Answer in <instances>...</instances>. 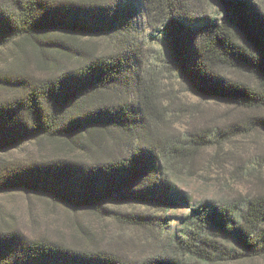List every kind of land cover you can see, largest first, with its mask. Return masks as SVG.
I'll list each match as a JSON object with an SVG mask.
<instances>
[{
	"label": "trees",
	"instance_id": "16d2710c",
	"mask_svg": "<svg viewBox=\"0 0 264 264\" xmlns=\"http://www.w3.org/2000/svg\"><path fill=\"white\" fill-rule=\"evenodd\" d=\"M212 3L227 19L209 13ZM139 7L192 95L249 111L248 123L264 131V9L255 0H0V264L264 260V192L204 200L179 232L163 234L157 213L186 201L166 175L212 145L220 150L227 132L188 143L165 136L152 71L128 46ZM81 37L115 49L98 53ZM229 131L245 133L238 123ZM16 193L145 233L140 254L28 233L5 209ZM127 205L146 210L119 209Z\"/></svg>",
	"mask_w": 264,
	"mask_h": 264
},
{
	"label": "rangeland",
	"instance_id": "374dc122",
	"mask_svg": "<svg viewBox=\"0 0 264 264\" xmlns=\"http://www.w3.org/2000/svg\"><path fill=\"white\" fill-rule=\"evenodd\" d=\"M255 2L264 9V0ZM209 13L219 21L228 16L222 4L212 3ZM159 34L161 33L153 31L148 25L144 10L139 7L138 29L135 38H132V44L129 43L128 46L133 48L141 64H146L152 71L157 104L164 113L162 117L166 115L163 130L165 136L175 143H188L196 139V135L208 136L214 141L213 137L218 138L216 132L221 129L227 132V135L217 141L220 150H217L218 146L212 145L182 163L183 166L174 165L166 175L182 194L179 196L186 199V203L179 200L178 205L164 214L157 213L165 218L163 234L170 235L179 232L183 218L191 213V208L204 200L222 201L239 193L251 196L264 192V131L253 128L248 123V115L251 114L249 111L205 102L192 95L172 71L166 40L160 38ZM81 38L86 43L93 44L98 53L108 54L115 49L116 44L108 39ZM2 61L0 60V64ZM129 82L133 83L132 80ZM127 91L134 96V89L129 88ZM260 114L264 115V112ZM234 123L245 129L244 135L235 136L237 132L229 131ZM17 153H13L14 156ZM6 199V211L12 213L20 224L19 228L28 233L64 238L67 243L75 246L90 247L95 243L130 256L140 254L142 249L145 233L123 228L110 220H103L84 211H70L33 194L16 193ZM119 209L134 212L146 210V207L127 205ZM33 218L39 223L34 225L31 221ZM75 221L81 223L83 229H87L86 235L80 232ZM152 249L165 251L166 246L163 249L154 246ZM220 264H264V260Z\"/></svg>",
	"mask_w": 264,
	"mask_h": 264
}]
</instances>
